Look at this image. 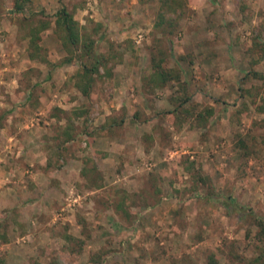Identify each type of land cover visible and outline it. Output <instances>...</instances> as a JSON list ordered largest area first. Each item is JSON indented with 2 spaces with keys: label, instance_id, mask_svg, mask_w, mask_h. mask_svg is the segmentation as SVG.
<instances>
[{
  "label": "rangeland",
  "instance_id": "374dc122",
  "mask_svg": "<svg viewBox=\"0 0 264 264\" xmlns=\"http://www.w3.org/2000/svg\"><path fill=\"white\" fill-rule=\"evenodd\" d=\"M12 6L0 0V180L16 187L34 170L40 188L0 201V264L264 259V0ZM62 8L116 57L88 97L73 76L85 60L55 26ZM158 50L180 71L185 107L213 109L205 127L176 118L174 82L150 91Z\"/></svg>",
  "mask_w": 264,
  "mask_h": 264
},
{
  "label": "trees",
  "instance_id": "16d2710c",
  "mask_svg": "<svg viewBox=\"0 0 264 264\" xmlns=\"http://www.w3.org/2000/svg\"><path fill=\"white\" fill-rule=\"evenodd\" d=\"M31 0H13V11L17 13H22ZM55 26L60 29L63 33V44L70 45L75 50H78L80 55V60H85L81 62L80 69L73 75L76 79L75 88L81 93L82 96L88 97L91 93L93 83L95 81V76H104L110 77L112 75V67L109 65L112 59H115V55L106 56L102 53H98L95 48V41L90 36H83L80 32L79 23L74 20L73 14L68 12L65 8L60 9L55 14ZM38 32L32 30L30 35V44L34 48L37 47ZM34 55H30V58L33 59ZM169 57L170 55L163 50H158L156 54L151 56L150 59V68L151 73L149 76V87L150 91L153 88H163L169 82H174L177 87L176 92H181L182 95L173 98V102L176 104L174 106L173 112L176 113V118L181 119L183 113L185 117L183 119L191 120L199 127H205L208 122V118L212 116L213 109L210 107L203 108L201 110H196L194 106H188L190 103V98L187 95V89L185 83H181V74L180 71L169 68ZM71 59H68L67 62H70ZM103 75H101V72ZM148 89V90H149ZM59 111V110H57ZM60 112V111H59ZM70 122V119H68ZM69 129L64 132L66 140L71 138ZM92 170H96L95 167H92ZM200 181H203L199 177ZM259 239L264 240V228L261 227ZM208 264H216V260L213 257H209ZM252 264H264V259L262 256H258L253 259Z\"/></svg>",
  "mask_w": 264,
  "mask_h": 264
},
{
  "label": "crops",
  "instance_id": "0c3cea01",
  "mask_svg": "<svg viewBox=\"0 0 264 264\" xmlns=\"http://www.w3.org/2000/svg\"><path fill=\"white\" fill-rule=\"evenodd\" d=\"M27 172H29V171H25V172H23L22 174V177H18L17 176V178H18V181H16L15 183H18L17 185H15L16 187H10L9 185H6V187L4 188L2 185L3 184H6L7 182L9 183V182H11V181H9V180H7L6 178L4 179V180H0V201H2V203H3V206H7V204H10L9 203V201H10V197H11V193H10V191H14L15 189H20V188H24V189H28V188H36V187H38V188H40V184L38 183V181H37V176H38V173L37 172H34V170L33 171H30L29 173H28V175H26L27 174ZM79 172V171H78ZM11 173V172H10ZM2 174V173H1ZM1 174H0V176H1ZM9 174V173H8ZM10 175H8V177H9ZM13 176V175H12ZM8 179H11L10 177L8 178ZM20 182H22V183H20ZM46 182H47V184H49V179L47 180L46 179ZM19 184H20V186H19ZM45 187H46V185H44ZM48 186V185H47ZM15 192V191H14ZM6 204V205H5ZM32 204H34V202L32 203Z\"/></svg>",
  "mask_w": 264,
  "mask_h": 264
}]
</instances>
